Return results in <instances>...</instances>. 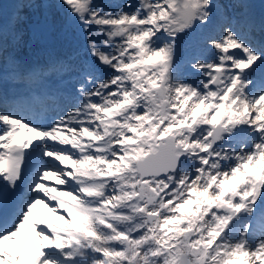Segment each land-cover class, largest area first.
Segmentation results:
<instances>
[{"label": "snow or ice", "instance_id": "1", "mask_svg": "<svg viewBox=\"0 0 264 264\" xmlns=\"http://www.w3.org/2000/svg\"><path fill=\"white\" fill-rule=\"evenodd\" d=\"M254 7L0 4V264H264ZM65 25L86 59L55 52ZM197 29L215 56L186 76L178 42Z\"/></svg>", "mask_w": 264, "mask_h": 264}]
</instances>
